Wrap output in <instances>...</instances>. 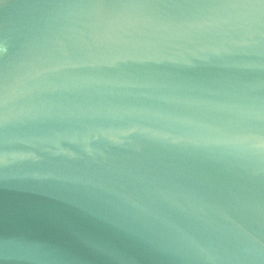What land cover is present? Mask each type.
Wrapping results in <instances>:
<instances>
[{
	"label": "water",
	"instance_id": "95a60500",
	"mask_svg": "<svg viewBox=\"0 0 264 264\" xmlns=\"http://www.w3.org/2000/svg\"><path fill=\"white\" fill-rule=\"evenodd\" d=\"M0 264H264V0H0Z\"/></svg>",
	"mask_w": 264,
	"mask_h": 264
}]
</instances>
